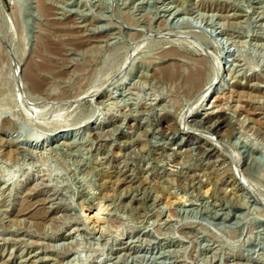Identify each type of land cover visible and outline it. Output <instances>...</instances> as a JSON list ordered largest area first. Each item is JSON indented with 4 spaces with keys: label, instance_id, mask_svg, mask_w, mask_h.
Listing matches in <instances>:
<instances>
[{
    "label": "rangeland",
    "instance_id": "374dc122",
    "mask_svg": "<svg viewBox=\"0 0 264 264\" xmlns=\"http://www.w3.org/2000/svg\"><path fill=\"white\" fill-rule=\"evenodd\" d=\"M0 264H264V0H0Z\"/></svg>",
    "mask_w": 264,
    "mask_h": 264
},
{
    "label": "bare ground",
    "instance_id": "6f19581e",
    "mask_svg": "<svg viewBox=\"0 0 264 264\" xmlns=\"http://www.w3.org/2000/svg\"><path fill=\"white\" fill-rule=\"evenodd\" d=\"M37 70L49 72L48 67H46L44 64L41 65L40 67H37ZM37 70H36L35 65H29L27 70L25 71V80L29 84V86L31 85V87H33V88H36L38 85L37 76H36ZM174 75L178 79H181L182 81L189 84V87H188L189 89H191L194 86V84H196V83H198L199 85L202 84V89H201L202 92L208 91V89L211 88L216 83V79L218 78V73H217V75L214 76L212 81H209L210 76L206 72L202 71L201 67L196 68V69L193 67V70H188L185 73H183L180 70L179 71L176 70L174 72ZM207 82H210V83H208V85H207ZM37 89H38V87H37ZM188 136L190 137L191 134Z\"/></svg>",
    "mask_w": 264,
    "mask_h": 264
}]
</instances>
